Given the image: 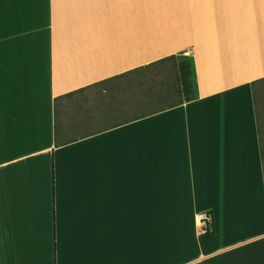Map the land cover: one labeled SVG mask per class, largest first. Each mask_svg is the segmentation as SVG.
Here are the masks:
<instances>
[{
  "label": "crops",
  "instance_id": "1",
  "mask_svg": "<svg viewBox=\"0 0 264 264\" xmlns=\"http://www.w3.org/2000/svg\"><path fill=\"white\" fill-rule=\"evenodd\" d=\"M173 55L189 100L61 122L122 116L94 85ZM263 79L264 0H0V264H264Z\"/></svg>",
  "mask_w": 264,
  "mask_h": 264
},
{
  "label": "trees",
  "instance_id": "2",
  "mask_svg": "<svg viewBox=\"0 0 264 264\" xmlns=\"http://www.w3.org/2000/svg\"><path fill=\"white\" fill-rule=\"evenodd\" d=\"M172 61H176V56L173 55L160 59L146 66L118 75L110 80L97 83L94 86L95 88H102V92L104 93L108 92L105 99H109L108 101L113 104V107L116 106L120 113L125 114L130 112L137 114L126 121L145 117L162 109L177 106L185 100L190 99L175 100L182 88V79L178 71L176 72L173 69L168 76L161 78L163 73L161 68ZM154 71L158 72L155 73ZM261 82H264V79L261 80ZM256 84L257 82H255V85ZM85 90L86 89H81L78 92ZM58 99L59 98L56 99V105ZM256 102L258 104V97H256ZM160 104L167 105L159 107ZM107 110L108 107L104 111ZM260 131L261 135H263L262 125H260ZM214 231L207 234H212Z\"/></svg>",
  "mask_w": 264,
  "mask_h": 264
},
{
  "label": "rangeland",
  "instance_id": "3",
  "mask_svg": "<svg viewBox=\"0 0 264 264\" xmlns=\"http://www.w3.org/2000/svg\"><path fill=\"white\" fill-rule=\"evenodd\" d=\"M178 71L182 79V88L179 94L176 96L175 100H185L187 98H192L196 94V82H195V68L194 61L190 55L176 56V61L169 62L165 67L161 68L162 75L168 76L170 71ZM157 73L158 71H154ZM93 90V92H102V88ZM108 93V92H106ZM258 97V109L260 113L261 125L263 129V147H264V86L257 90ZM93 103V101H89ZM100 102L96 101L95 107H100ZM167 105V104H166ZM165 104H160L159 107L166 106ZM92 107V105H91ZM90 106L86 101H81L78 99H69L59 106V115L61 122L66 126V129L70 130L76 126H84L86 130H91L93 128H105L111 126L117 122H121L136 116V113H125L122 116L112 117L104 116L99 117L98 122L93 125L92 112L90 111ZM96 112L98 109L96 108ZM91 113V114H90ZM90 115V116H89ZM83 129L75 128L74 131L78 132ZM72 135V133H70ZM73 136V135H72Z\"/></svg>",
  "mask_w": 264,
  "mask_h": 264
},
{
  "label": "built area",
  "instance_id": "4",
  "mask_svg": "<svg viewBox=\"0 0 264 264\" xmlns=\"http://www.w3.org/2000/svg\"><path fill=\"white\" fill-rule=\"evenodd\" d=\"M197 226L201 234L214 231L213 215L209 211H201L197 214Z\"/></svg>",
  "mask_w": 264,
  "mask_h": 264
}]
</instances>
